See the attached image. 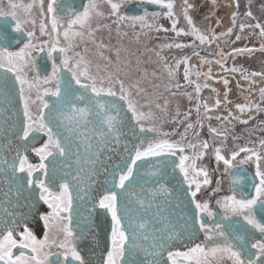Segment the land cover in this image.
I'll return each mask as SVG.
<instances>
[{
    "label": "snow or ice",
    "instance_id": "obj_1",
    "mask_svg": "<svg viewBox=\"0 0 264 264\" xmlns=\"http://www.w3.org/2000/svg\"><path fill=\"white\" fill-rule=\"evenodd\" d=\"M131 2V0H87V3L82 5V11L71 13L65 19L64 16L58 15L57 3L58 0H47V10L44 11L42 5L44 0H31L30 3H11L9 5L11 11L4 12L0 9V16H11L14 20L15 28L14 31L21 32L23 26L31 24L33 29L36 27V19L34 15V8H39V32L40 36H48L49 42L47 44H42L39 51L43 52L45 48L48 49L47 56L49 60H53V53H60L61 59L60 63H53L51 66V73L47 75L44 79H41L36 68L35 60L32 56V50L36 48V45L31 43L35 36L34 31H27L25 34L28 37L29 43H26L23 48L19 51L12 52L8 51L0 43V70L5 73H11L16 82L20 85V99L23 103L24 109V125H23V135L19 137L20 139L28 140L30 135L36 132L43 133L47 136V143L39 149H35L37 155L41 158V163L39 169L44 170L47 166L44 164L50 156H55L56 154L64 156L66 153L65 147L62 145L61 141L58 139L57 135L54 134L51 125L53 123L59 122V127H65L69 132L73 129L78 128L81 122H87L86 117L90 114V109L88 107H78L75 101H84L87 104H95V106L101 111H105V103H102L99 99L100 97H110L117 98L124 101L127 105L128 112L131 113L133 120L138 123L144 120L156 121L163 120L164 117H155L154 114L149 111L147 113L141 111L145 105L140 104L139 101L134 99V96H140L143 94L144 90L139 86V81L134 83L125 84V80L122 77H127L128 73L125 68L128 67L129 61L127 58L121 59L120 53L122 51H127L122 47H116L115 49L109 48L103 42H97L96 33L107 28L109 32L111 31V26L114 24L116 26V34L119 39L126 36V32H121L122 27L135 28L137 23L140 24L141 28L155 29V31H168L162 26H157L155 23L149 25L146 21V17L149 15L145 12L144 15H134L126 16L122 15L120 12L121 7ZM141 3H149L157 5L162 9H167L166 13L153 12L151 15L154 18H159L160 16H166L171 20V31L175 32L177 36L179 35H191L195 39L199 40L200 45L206 43L211 44L215 42L220 36H231L233 33V28H228L226 32H222L219 36L215 33L214 29L210 31L202 32L195 24L192 17L189 15V9L193 6L184 0L183 3V17L189 26V31L185 32L183 29H177V20L174 14V3L173 0H140ZM215 3V0H212ZM233 4L238 7V0H232ZM107 5L109 11L107 15L101 10L103 5ZM251 0H249V5ZM264 9V6H262ZM238 13L233 12L231 18L233 25H235V20ZM246 18H253V13L248 10L244 13ZM47 17V19H45ZM107 20L110 21L108 24L97 23L93 27V21ZM127 22V23H125ZM220 21L217 20L216 24L219 26ZM51 25L50 31L48 30V25ZM240 33H242L245 27L258 29V35L264 41V24H240ZM62 37V39H61ZM5 38L4 31L0 28V42ZM241 35L237 33L235 35V40L239 41ZM91 44L96 49L95 56L97 62L95 63V71H93V60L89 58V48L82 47L84 45ZM167 48H184L193 47L195 49V44L184 45L180 43L167 44L161 46ZM82 50H77L81 49ZM106 51L114 52L116 60L113 61L109 56L105 55ZM260 51L264 52V42L261 43L259 49L252 47H240L234 48L230 53L225 55L223 52L218 51L216 53L220 59L215 62L223 69L226 73H239L240 79L247 82L248 84H255L257 77L260 78L261 82H264V72L252 71L248 72L246 69L232 67H225V61L228 56L233 59L237 55L252 53ZM194 55L199 57V52L194 51ZM142 55V53H141ZM160 66L165 73H167V80L160 83H153L155 88H164V92H170L172 95L178 94V90L181 88L179 83H173L176 78L175 68L169 66L164 57L161 56L160 52L155 53ZM189 57L185 56L183 60L176 61V68L183 64L184 67V80L186 84L195 85L196 94V112L197 120L196 125L203 127L202 120H211L213 117L209 115L211 108L208 103L201 105L200 103V92L202 88H208L209 85L207 81L212 80V69L209 67L207 72H196L195 75L197 79L203 76L205 79L204 84H200L197 81H192L189 79L191 74L190 69L195 67L194 65H189ZM99 61H103L100 63ZM201 65L209 64L212 61L201 59ZM123 64L124 67H120ZM26 70H31L36 75L29 80L27 78ZM67 71L71 74V79L68 81L67 89L64 92L63 100L59 101L61 96L60 89V73L61 71ZM139 70V69H137ZM146 75V73H145ZM155 77V73L152 74ZM157 80L159 77H155ZM55 83V90L51 88H42V85H48L50 83ZM74 82L78 89L80 90L78 94L71 91V85ZM222 83L224 85V97L225 104L229 103L227 97L231 89H229V80L227 78H222ZM186 86V85H185ZM237 87H240L239 83ZM175 88L177 92H172L171 90ZM32 92L36 93V98L39 100L41 107L39 108V114L34 115L31 111V104L36 101L30 99V94ZM212 92L215 93L216 89L212 88ZM119 93V95H118ZM259 94L262 101H264V87L259 88ZM163 93H153L150 97L146 96L145 100L148 104L155 99L162 98ZM191 101L193 97L184 93ZM44 96H54L58 98L59 104L50 106L45 100ZM245 103L236 104V110L243 114L245 112H250L253 109V104L250 102V97H244ZM221 101L217 99L215 101V106L219 107ZM203 107L204 114L201 117L200 109ZM116 105L113 102L109 103L108 110L111 111L115 109ZM156 108L161 112H166L167 101L163 106L156 104ZM45 109H49L47 118H45ZM255 110L257 112L264 111L257 104L255 105ZM191 114V109L184 113L187 117ZM177 116L180 113L177 111ZM241 119L240 116L235 115L232 111L228 112L227 116H215L217 121L229 122L231 120H237L242 124H247L249 119ZM102 125H105L110 133H115L117 131V126L119 120L117 116L105 115L104 119L101 121ZM71 125V127H69ZM193 123H187L185 127V133L182 134V139L186 138V133L188 130L194 129L196 127ZM141 132H155L157 136L167 137L169 133H162L158 127L152 126L145 129L143 126L140 127ZM209 133L216 138H223L220 140L223 144V140L227 138V133L229 129L227 127H211L208 128ZM198 137L199 132H195ZM117 142L119 141V136L116 137ZM259 144L264 148V140H260ZM185 147L193 149V155H184ZM210 147L208 141L197 143H188L186 146L181 142H170L168 139H158L154 142H149L146 148L142 146H137L135 154L130 156V162L125 163V168L120 169L118 166V171L113 173V179L108 181L113 185V189H121L124 192L128 191V183L131 182L135 175L139 174V169L143 167L142 163L148 157H173L175 156L179 161L178 164L175 161H168L167 159L159 161L162 167L166 168L169 163H172L174 167L179 168L180 173L183 175L184 183L188 186V195L192 197V203L195 205V223L199 224L200 231L205 233V240L212 241L213 246L209 247L207 244H196L193 247L188 248L184 252H172L168 251L170 243L187 233V224L184 225H174L168 227L160 232H153V243L149 249H146L147 255H150L152 259L148 261V264H160V260L167 251L168 264H178L179 261L183 264H222V262L227 258L231 264H264V240L255 242L251 244V248L255 249V258L253 259V254L247 250L246 247H242L240 250L236 249V246L230 242L229 238L225 236V233L221 231V226L217 223L215 228L207 225L202 221L201 213H206L208 218L211 220L214 217V213L209 209V204L205 201L203 203L196 200L197 193L200 192L202 185L207 186L210 183L208 172L204 168H197L196 161L204 157L207 149ZM200 149V151H195ZM179 153V155H177ZM240 153H250L244 159L239 161L240 164H244L255 157L257 161V171L256 177L259 180L258 184L254 185L255 196L250 199L240 198L237 199L235 196H227L222 200H217V205L221 208L224 213L223 218L227 219L231 216L242 217L245 222L250 225L253 229L261 234H264V222L258 221L256 215L254 214V209L258 211L261 215H264V172L259 170V160L261 157L258 152L254 149L247 147H240L238 151H234L230 158L221 154V148L216 147L214 149L215 160L217 162H223L225 166V171L232 168L233 161ZM19 166L15 169L17 172L27 174V185L29 188L33 186V171L37 170L33 165L29 164L26 157L19 156ZM151 166V162H149ZM126 169V170H125ZM134 169L135 174H134ZM155 174V173H150ZM118 177V179H117ZM197 177H203L202 182L197 179ZM23 179V178H21ZM237 183L239 181H236ZM36 187L40 189V199L43 200L48 207L51 209V213L47 216H41V219L45 222L46 228H48L50 235H46L43 240H37L36 237L27 229L21 234L20 241L18 242L14 239V233L11 228L3 234H0V264H64L68 260L69 256L73 261H79V264H84L81 256L78 254L75 247V236L73 230L69 227L71 221L70 216H64L62 214L68 213L72 207V197L69 194V186L66 183L60 184V194L56 195L50 191L49 187L44 183L43 180L36 181ZM219 184V181H217ZM193 185L195 188L193 190ZM219 188L213 191H218ZM161 194H167L168 190L163 185L160 187ZM120 194L115 190L108 192L103 195L99 200V208L106 209L111 215L112 220V233H111V249L107 253V258L104 264H122V259L125 255V246L129 243V237L126 234L125 229L122 228V217L118 215V196ZM258 205V208H257ZM143 207V203L141 202ZM68 220L69 223H65ZM184 228L185 231L177 232L174 231L175 228ZM139 228L144 230L147 228V223L139 224ZM191 235V233H187ZM62 235V239L59 237ZM221 237V242L217 243L215 237ZM136 233L133 232L132 240L135 241ZM147 240L149 237L144 235L143 237ZM233 239H238V237H233ZM136 247L135 243L131 245ZM14 248L28 249L31 253L30 255H25L21 252L19 255L13 254ZM52 248L61 249L62 252L53 253ZM56 256L55 260H51L50 257Z\"/></svg>",
    "mask_w": 264,
    "mask_h": 264
},
{
    "label": "flooded vegetation",
    "instance_id": "obj_2",
    "mask_svg": "<svg viewBox=\"0 0 264 264\" xmlns=\"http://www.w3.org/2000/svg\"><path fill=\"white\" fill-rule=\"evenodd\" d=\"M23 2L25 4L30 3L31 0H0V9L4 12L11 11L9 5L11 3ZM188 2L193 6L189 9V15L192 17L194 24L202 31H210L213 30L219 36L220 33L226 32L228 28H233V33L231 36H220L215 42L211 44H204L200 45L199 40L195 39L194 36L191 35H179L177 36L174 32L172 34L171 31V20L166 16H160L159 18H154L151 13L153 12H162L166 13L167 9H162L157 5L149 4V3H141L140 0H131V2L124 4L120 12L122 15L126 16H134V15H144L145 12H148L149 15L146 17V21L149 25L155 23L157 26H162L165 29H169L168 31H155V29L149 30V28H141L140 24L137 23L136 27L133 29L131 27H122L121 30H125L124 32L127 33L126 36H123L124 44L121 40L115 45L114 47H122L123 49L130 50L134 47H127L125 48L124 45L132 42L133 44L137 45L139 48L141 46H145L148 49H153V47L158 46L159 49L153 52L151 55L145 54V57H148L151 61L155 60L156 63L158 59H155V53L157 51L162 52L163 57L168 61V64H172L177 60H183L185 56L189 57V65H194L195 67L190 69V76L189 79L192 81H197L200 84L205 83V79L203 76L197 79L195 75L196 72H207L209 67L212 69V76L213 79L207 81L209 85L208 88H202L200 92V103L203 105L204 103H208L211 111L209 115L213 117L211 120H202L203 122L208 123L211 127H227L229 129L227 133V138L223 140V144H221L220 140L223 138H216L213 137L209 131V127H196L194 130L199 129V137L200 139H192L188 140L189 136L182 139L188 143H197L198 141H208L210 147L207 149L204 157L200 160L196 161L197 168H204L208 172V177L210 183L207 186L201 187L199 193H197L196 200L199 202H207L209 204V209L214 213L213 219H209L206 213H201L202 221L207 225L215 228V225L218 223L221 226V231L225 233V236L229 238L230 242H232L237 250H240L242 247H246L249 252L253 254V259L255 258L256 250L251 248V244L255 242H259L264 240V234L259 233L255 229H253L250 225H248L242 217L239 216H229L227 219H224V213L221 208L217 205V200H222L227 196H235L237 199L240 198H247L250 199L255 196V188L254 185L259 183L258 178L256 177L257 171V161L255 157L252 160L247 161L244 164H240L239 161L244 159L246 156L250 155V153H240V155L236 158V161H233V167L229 168L225 171V166L223 162H217L215 160L214 149L216 147L221 148V154L226 156L227 158L231 157V154L234 151H238L240 147H247L250 149H254L258 152L261 159L259 160V170L264 172V148H262L259 144L260 140H264V111L257 112L255 110V105H259L261 109H264V101L261 100L259 94V88L264 87V82L260 81V78L257 77L255 84H248L247 82L240 79L239 73H226L223 69L215 62L216 60L220 59L219 56L216 55L218 51L223 52L225 55L230 53L234 48L240 47H252L259 49L262 42V39L259 37L258 29L245 27L244 31L240 33V24H255V23H262L264 24V0H251V4L249 5V0H238V7L236 4L232 3V0H215V3H212V0H188ZM87 3V0H58L57 8H58V15H62L67 18V16L71 13H76L82 11V5ZM174 9L176 8V13L179 15L177 19L178 27L177 29H183L185 32L189 31V26L187 22L184 20L183 17V3L184 0H173ZM256 6H260L257 10ZM44 11L47 10V0H44L42 5ZM173 9V10H174ZM105 15H107L109 8L105 4L101 9ZM250 10L253 13V18H246L244 13ZM35 19H36V27L33 29L31 24H27L23 26V30L21 32L14 31L15 28V21L11 19V16L5 15L0 16V28L3 29L5 38L3 39L2 45L8 51L16 52L19 51L21 48L24 47L26 43H29L28 37L26 36L27 31H34L35 36L31 43L36 45V48L32 50V56L35 60L36 68L38 70L39 76L41 79H44L47 75L51 73V66L53 63L59 64L61 59V54L56 52L53 53V60H49L47 56L48 49L45 48L43 52L39 51V48L42 44H47L49 42L48 36H40L39 32V8H34L33 10ZM233 12H237V18L235 20V25H233V21L231 18V14ZM176 13L175 17L177 16ZM47 19V17H45ZM219 20V26H217L216 21ZM108 24L110 21L107 20H100L96 21V24ZM127 23V22H125ZM95 24V25H96ZM95 27V26H94ZM111 27H114L113 33H116V26L112 24ZM51 25H48V30L50 31ZM107 34H112L109 31L106 32ZM239 33L241 35V39L232 43L235 40V35ZM117 36V34H116ZM62 39V37H61ZM110 37L109 40H111ZM257 41V42H256ZM184 44V45H192L195 44V49L193 47H184V48H167L161 47L167 44ZM82 47H86L85 45ZM77 50H82L77 49ZM165 50L166 55L164 56L163 51ZM199 52V57L194 55L193 52ZM126 53L125 51H123ZM201 59L210 60L212 61L211 65L203 64L201 65ZM130 63L128 65V69L125 71L128 73L127 77L125 78V83H134L141 79L140 70L142 66H134V60L127 59ZM96 60H93V64L96 63ZM134 64V65H133ZM120 67H124L123 64ZM184 65L180 64V66L176 69L178 71L180 77L183 78V85L180 91L184 93L190 94L193 99L190 101L187 100V104L190 102L191 104V114L188 116L190 121L188 123H196L197 120V112H196V94H195V85L194 84H186L184 80ZM225 67L232 68H242L246 69L248 72L257 71V72H264V52L256 51L249 55L248 53H244L241 55H237L235 59L231 56H228L227 60L225 61ZM139 69V70H137ZM27 78L31 80L36 73L31 70H26ZM177 77V75H176ZM222 78H227L229 80V89H231L228 93V101L229 103L225 104V97H224V85L222 83ZM15 79V77H14ZM60 89H61V96L59 101L63 100L64 92L67 89L68 81L71 79V74L67 71H61L60 73ZM176 79V78H175ZM178 79V78H177ZM177 79L173 81V83H177ZM16 82V80H15ZM17 83V82H16ZM239 83L240 87H237ZM186 85V86H185ZM19 94H20V85L17 83ZM55 83H50L48 85H42V88H51L55 90ZM212 88L216 89V92H212ZM71 91L78 94L79 89L77 85L72 82ZM119 95V93H118ZM244 97H250V102L253 104V109L250 112H245L243 114L239 113L235 105L236 104H243L245 103ZM118 98V96H117ZM30 99L36 101L34 104H31V111L34 115L39 114V108L41 107L39 100L36 98V93L32 92L30 94ZM102 103H105V111L110 112L108 110L109 103L113 102V99L110 97H100L97 98ZM219 99L221 101L220 106H215V101ZM44 100L51 105L53 102H57V106L59 104L58 98L54 96H44ZM73 102L83 107H88L90 111H100L95 104H87L84 101H75ZM20 103L22 105V114H23V123H24V109L23 103L20 99ZM125 108L127 109V105L125 103ZM36 107V111L34 108ZM232 111L235 115L240 116L241 119H248L249 116L252 118L249 119L247 124H242L237 120H231L229 122H221L215 119V116H227L228 112ZM48 111L45 112V118H47ZM204 114V109L201 107L200 115L201 117ZM96 119L92 116L86 117V123L81 122V125L87 127L89 129V133L94 132L95 130V122ZM133 120V119H132ZM134 124L136 126V131L139 132L137 143L135 146V150L137 146H142V148H146L149 142H154L155 140L161 139V136H157L155 132H141L140 127L143 126L145 129L147 122L141 121L137 122L135 120ZM59 122L53 123L51 125L52 129L55 130L56 125ZM71 127V125H69ZM62 130H67L65 127H60ZM23 135V134H22ZM47 136L43 133L36 132L30 135L29 137V144L26 146L25 150L22 151L20 156L26 157L29 164L33 165L34 168L37 170L33 171V186L31 188L28 187L27 181L25 184L26 189L29 191L27 193H14V194H3L4 189H0V205L7 210L8 212L15 215V219L13 222L9 223V227L11 228L14 233V239L18 242L20 241L21 234L24 232V229L27 228L37 240H43L46 235H50L48 228L45 226V222L41 219V216H47L51 213V209L48 205L40 199V189L36 187V181L43 180L44 183L49 187L50 191L54 194H60V184L62 182L58 181L54 175L49 174L50 171V164L58 159L59 155L56 154L55 156H50L46 160H44V164L47 166L46 169L41 170L39 169V165L41 163V158L37 155L35 149H39L47 143ZM106 142L105 134L103 133L101 139ZM176 141V140H174ZM182 144H184L182 142ZM185 145V144H184ZM186 146V145H185ZM185 147L184 155L192 156L194 150ZM134 150V154H135ZM195 151H200V149H196ZM101 154V153H100ZM133 154V155H134ZM105 155V154H104ZM104 155H98L97 157L102 160ZM179 155V153L177 154ZM107 156V155H105ZM92 156H75L69 155V157H65L63 160L66 163H75L80 160L82 161H90ZM174 161L176 164L179 163L175 156ZM130 162V160H129ZM19 166V161L15 167V169ZM177 172L179 173L183 184L184 178L183 175L180 173L179 168H177ZM70 170V169H66ZM126 170V169H125ZM17 172V171H16ZM21 173V172H19ZM25 176L27 180V174L21 173ZM223 177V181L225 182V186L221 189L216 185L219 178ZM118 179V177H117ZM198 180L202 182L203 177H197ZM3 177H0V182H2ZM236 181H239L238 183ZM3 184V183H2ZM187 193H188V186L187 184ZM195 185H193V190ZM219 188L218 191H213L214 189ZM117 193L120 194V189H113ZM96 190L95 188H82L78 191V194H82L79 196H74V192L76 193L77 190L69 191V194L72 197V207L68 213H64V216H70L71 221L70 223L68 220H65V223H69V227L73 230L75 236V247L77 249L78 254L81 256L84 264H104L107 253L111 249V233H112V220L111 215L107 212L106 209L99 208V200L103 197V195L107 194L112 190H107L102 195H97L94 193ZM5 196L4 198H2ZM122 197L126 196H118V200L121 201ZM190 203L195 208V205L191 202L192 197L189 195ZM258 208V205H257ZM194 209V215H195ZM254 214L256 215L258 221L264 222V215H261L256 209H254ZM118 215L121 216L122 219V228L124 225H127V217L124 213L121 212V209H118ZM19 218V221H17ZM124 224V225H123ZM197 224V223H196ZM197 228L199 230L198 240L194 242L193 245H188L183 247V249H174L172 248V252H184L187 251L188 248L195 246L196 244H207L209 247L213 246L212 241L205 240V233L200 231V226L197 224ZM6 230L0 231V234L5 233ZM139 230L138 235H150L152 230L144 229ZM126 234H127V230ZM135 233L137 232L134 231ZM133 233L129 232L127 235L128 237ZM233 237H238V239H233ZM62 239V235L59 237ZM217 243L221 242V237L217 236L214 238ZM127 245L125 246V248ZM151 246L148 241H145V244L141 246V242H139L136 248L131 249L129 251L136 252L139 257L136 258L137 264H148V261L152 259L151 256L147 255L146 249H149ZM125 255L122 259V264H126L129 260L126 258V251ZM21 252H24L25 255H30L28 249H20L14 248L13 254L19 255ZM51 252L59 253L62 252L61 249L52 248ZM51 260H55L56 256L50 257ZM178 264H183V262L179 261ZM64 264H79V261H73L69 256L68 260L64 262ZM160 264H168L167 260V251L164 252L163 257L160 260ZM222 264H231L227 258L222 262Z\"/></svg>",
    "mask_w": 264,
    "mask_h": 264
},
{
    "label": "water",
    "instance_id": "obj_3",
    "mask_svg": "<svg viewBox=\"0 0 264 264\" xmlns=\"http://www.w3.org/2000/svg\"><path fill=\"white\" fill-rule=\"evenodd\" d=\"M116 108L110 112L90 111L89 117L95 120V130L89 133V129L83 125L73 129L71 132L62 130L56 125L54 134L57 135L62 145L66 149L64 156H58L50 164L49 174L54 175L58 181L66 183L69 191L77 190L74 196H81L78 191L82 188H95L97 195H102L107 190H113V185L108 183L113 179V173L125 168V163L129 162L135 150L136 141L139 132L132 120L131 113L125 108V102L118 98H112ZM57 105L53 102L50 106ZM83 108V106L78 105ZM49 111L45 109L44 112ZM105 115L117 116L119 124L115 133H110L101 121ZM23 133V114L20 103L17 83L11 73H5L0 70V177L5 178L7 182H0V189H12L14 193L29 192L26 187V178L21 173L15 171L19 161L17 159L21 152L29 144V139L24 140L19 137ZM105 134L106 142L101 139ZM117 135L119 141L117 142ZM101 153V154H100ZM75 156H96L90 161H78L67 164L63 159L69 155ZM107 156H105V155ZM98 155H104L100 160ZM167 159L174 161L173 157H148L142 163L143 167L139 169V174L128 183V191L120 189L122 200H118V209H121L127 217L125 230L136 232L135 241L132 235L129 236V243L126 249H134L131 245L141 242V246L148 241L150 246L153 243V232H160L174 225L187 224V233L170 243L168 250L172 248L183 249L188 245H193L199 238V230L194 221V208L190 203L186 187L177 172L176 167L169 163L166 168L162 167L159 161ZM151 162V166L149 165ZM70 169V170H66ZM134 169V174H135ZM150 173H155L150 174ZM23 178V179H21ZM167 188V194H161L160 187ZM10 194V193H9ZM3 196L2 198H4ZM143 203V207L141 206ZM15 215L5 210L0 205V231L6 230L9 223L13 222ZM19 221V218H17ZM147 223V228L152 230L149 238L145 240L143 235H138L139 224ZM141 230V229H140ZM174 231L182 232L184 228H175ZM126 258L129 260L126 264H137L136 258L139 255L132 251H126ZM150 256V255H149Z\"/></svg>",
    "mask_w": 264,
    "mask_h": 264
},
{
    "label": "rangeland",
    "instance_id": "obj_4",
    "mask_svg": "<svg viewBox=\"0 0 264 264\" xmlns=\"http://www.w3.org/2000/svg\"><path fill=\"white\" fill-rule=\"evenodd\" d=\"M175 1H177V0H175ZM259 7L260 6L255 5L256 10ZM173 11L176 13V8ZM176 15H177L176 20H177L179 15L177 13H176ZM95 24H96V21H93V27L96 26ZM177 27H178V24H177ZM125 30L122 29L121 32L123 33ZM108 31L109 30L107 28H105L102 31L97 32L96 33V40L98 43L103 42L109 48L115 49L116 47H114V46L117 45V43H118V37L116 36V33H113L114 27H111L110 33H112V34H109V33L107 34L106 32H108ZM173 33L174 32L172 31V34ZM110 37H112L111 40H109ZM119 40H121L122 43L124 44L123 38H121ZM85 46L89 48V58L92 60H96V56H95L96 49L94 48V46L91 44H87ZM124 47L125 48L134 47V48H131L130 50L126 51V53H124L122 51L120 53L121 59L127 58L130 60H134L133 61L134 64L136 63L135 65L133 64L134 66H142V69L140 70V73H139L140 74L139 77H141V79H139L138 81L140 82L139 86L144 90V92L140 96H134V99L139 101L140 104L145 105L140 110L145 112V113L151 111L155 117H161V116L164 117V119L160 120L158 123L155 120L154 121L146 120V122H147L146 127L155 126V127H158L162 133H169V135L167 137L161 136L162 137L161 139H168L170 142L179 141V142H181V143L183 142L185 145H187L188 142H185L182 140V134L185 133L186 124L190 121V119L188 118V116L185 117L184 113L188 112L189 109L192 108L191 107L192 103L189 102L187 104L188 97L180 91V89H182V86H184L183 85V78L180 77L179 74H177V72H176V75H177L176 79L178 78L177 83H179L181 85V88L178 90V94H176V95H172L170 92H164L163 87H160V88L153 87V83H160V82L166 81L167 80V73H165L163 71V69L160 66L159 61H157V63L155 60L151 61L150 59H148V57H145V54H143V53L150 55V58H151V55L153 54V52L158 50L159 47L156 46V47H153V49H148L145 46H141L139 48L137 45L133 44L132 42L128 43L127 45H124ZM157 52H160V51H157ZM141 53H142V55H141ZM163 53L165 56L166 55L165 50L163 51ZM104 54L109 56L113 61L116 60V56H115L114 52L106 51ZM160 54H161V56H163L162 52ZM156 58L157 57L155 55V59ZM164 60L166 61V63L168 62L165 58H164ZM99 62L103 63V61H99ZM168 65L175 68V70L177 69L175 62L173 63V65L172 64H168ZM126 69H128V68H125V70ZM93 71H95V63L93 64ZM176 71H178V70H176ZM145 73H146V75H145ZM153 73H155V77H159L158 80L152 75ZM122 78L125 80L124 77H122ZM171 91L177 92V89L173 88ZM153 93H163L164 95L162 98L155 99L151 102V104H148L145 100V97L146 96L150 97ZM165 101H167V110H166V112H161L159 109L156 108V104L163 106L165 104ZM34 111H36V107L34 108ZM177 111L180 113L179 116L176 115ZM201 122H202L203 126H205V127L210 126L206 122H203V121H201ZM193 124L196 125V123L194 122V119H193ZM23 125H24V123H23ZM196 127H199V125H196ZM195 132H199V129L188 130V132L186 133V137L189 136L188 140L189 139L190 140L200 139L199 136L197 137L195 135ZM174 140H176V141H174ZM187 150H189V148ZM173 159H174V157H173ZM53 163L55 165H59V163H57V162H53ZM67 164H69V163H67ZM218 181H219V184H216V185L220 189L225 186V182L223 181V177L219 178ZM185 187H186V185H185ZM186 192H187V188H186ZM187 195H188V193H187ZM189 200H190V198H189ZM121 212L123 213L122 210H121ZM128 233H129V231L127 230V234Z\"/></svg>",
    "mask_w": 264,
    "mask_h": 264
},
{
    "label": "bare ground",
    "instance_id": "obj_5",
    "mask_svg": "<svg viewBox=\"0 0 264 264\" xmlns=\"http://www.w3.org/2000/svg\"><path fill=\"white\" fill-rule=\"evenodd\" d=\"M17 89H18V86H17ZM18 93H19V89H18ZM19 98H20V94H19ZM123 169H124V168H123ZM4 181L7 182L5 178L2 180V183H3ZM9 193H10V194H14V191H13L12 189H10V191H8L7 189H4V193H3V194H6V195H7V194H9ZM0 194H1V193H0ZM10 194H9V195H10ZM1 195H2V194H1ZM194 209H195V208H194ZM175 249H179V248H175Z\"/></svg>",
    "mask_w": 264,
    "mask_h": 264
}]
</instances>
